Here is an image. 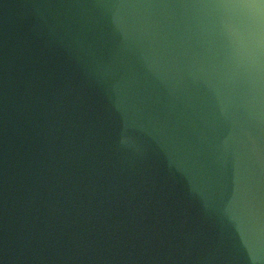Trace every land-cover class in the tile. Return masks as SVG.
Returning a JSON list of instances; mask_svg holds the SVG:
<instances>
[{
	"label": "clouds",
	"instance_id": "9594fccd",
	"mask_svg": "<svg viewBox=\"0 0 264 264\" xmlns=\"http://www.w3.org/2000/svg\"><path fill=\"white\" fill-rule=\"evenodd\" d=\"M0 6V252L264 264V0ZM161 145L194 205L153 172Z\"/></svg>",
	"mask_w": 264,
	"mask_h": 264
},
{
	"label": "water",
	"instance_id": "95a60500",
	"mask_svg": "<svg viewBox=\"0 0 264 264\" xmlns=\"http://www.w3.org/2000/svg\"><path fill=\"white\" fill-rule=\"evenodd\" d=\"M12 3L13 0H3L4 5L11 6ZM3 11L7 14L8 7H3ZM114 127L118 134L123 132L128 136L140 135L139 132L131 129H125L119 120L115 122ZM150 163L153 172L162 178L167 189L173 193H178L187 204L194 205L200 199L202 194L198 188L188 180L186 170L184 169L181 161L176 157L167 154L164 146L161 145L151 153ZM237 244L241 250H245L248 246L246 236H238ZM0 261H2L3 264H15V258L7 248L0 252Z\"/></svg>",
	"mask_w": 264,
	"mask_h": 264
}]
</instances>
